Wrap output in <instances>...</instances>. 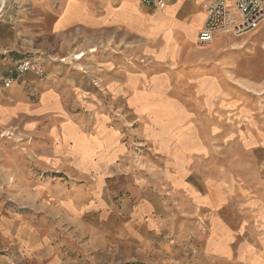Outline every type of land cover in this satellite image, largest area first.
<instances>
[{
  "label": "crops",
  "instance_id": "crops-1",
  "mask_svg": "<svg viewBox=\"0 0 264 264\" xmlns=\"http://www.w3.org/2000/svg\"><path fill=\"white\" fill-rule=\"evenodd\" d=\"M209 1L172 0L160 10L138 0H9L8 18L0 23V129H19L20 135L34 138V164L47 175H60L56 180H65H39L40 192L50 191L61 200L67 195L75 200L103 196L107 184L123 175L133 150H139L135 145L150 143L168 168L163 176L170 184L168 199H179L173 209L181 217L157 215L161 204L151 199L143 177H135V190L143 197L137 212L150 217L153 231L177 232L190 248L184 261L170 256L162 264H264L263 106L254 105L256 111L249 107L240 84L238 93H231L217 76L214 87L203 84L206 75L197 67L202 58L197 38L207 22L204 5ZM78 34L123 40L128 56L124 69L135 61L142 70H114L100 80L102 92L72 79L62 63L52 71L45 65L44 79L32 71L17 78L19 62L41 64L45 51L74 41ZM5 78L16 81L4 88ZM187 79L195 84L168 88L170 82ZM203 110L225 117L238 113L247 127L237 137L238 147L243 156L254 158L255 164L247 168L257 176L205 178L204 185L184 180L187 161H201L211 150L201 135ZM139 120V131L133 130ZM217 125L215 119L209 127ZM215 138L210 136V141ZM66 183L71 190L63 189ZM39 252L53 264H65L68 258L66 250L52 245H41Z\"/></svg>",
  "mask_w": 264,
  "mask_h": 264
},
{
  "label": "rangeland",
  "instance_id": "rangeland-1",
  "mask_svg": "<svg viewBox=\"0 0 264 264\" xmlns=\"http://www.w3.org/2000/svg\"><path fill=\"white\" fill-rule=\"evenodd\" d=\"M6 7L0 23L8 18ZM263 40L264 29L240 38L219 36L208 48L200 49L202 58L197 67L206 75L203 84L210 83L214 87L212 79L217 76L231 93H238L240 84L241 90L246 89L249 107L256 111L257 105L263 106L264 112ZM234 44L240 46L235 48ZM243 45L244 49L239 50ZM123 47V40L87 38L78 34L74 41L56 43L45 51L41 55V65H47L52 71L55 64L62 63L69 67L66 71L72 79L79 78L102 92L105 88L100 80L114 70L121 72L123 69L124 74L142 70L141 63L135 61L124 69V58L128 56ZM109 62L114 67L107 64ZM107 66H111L110 69H105ZM191 83L195 84L189 79L181 84L170 82L168 88L173 86L177 90L181 85L187 89ZM232 112L227 117L219 111L200 112L201 135L211 150L199 159L201 161H187L186 182L204 185L205 178L228 180L230 176H257L247 168L255 164L254 158L243 156L238 147L237 137L247 127L241 125L238 113ZM215 119L217 127L210 128ZM140 120L132 125L133 130L139 131ZM18 130L0 129V264H53L48 256L41 259L45 257L39 252L41 245L66 250L65 264H162V261H170V256L182 261L189 256L190 248L182 235L177 232L170 235L167 229L153 231L150 217L145 218L137 212L136 207L143 197L135 190V177H143L152 193L151 199L161 204L157 215L181 217L180 211L173 209L179 199H168L170 184L163 177L168 168L150 143L141 141L143 144L135 145L139 150H133L131 162L122 170L123 175L107 184L108 192L103 196L75 200L67 195L61 200L50 191L41 194L39 180L53 178L58 183H65V180L58 181L56 178L60 175H47L39 170L30 153L34 138L20 135ZM210 136L216 138L210 141ZM197 172H204V175H197ZM64 188L71 190L72 185L66 183ZM164 254L168 258L160 260Z\"/></svg>",
  "mask_w": 264,
  "mask_h": 264
},
{
  "label": "built area",
  "instance_id": "built-area-1",
  "mask_svg": "<svg viewBox=\"0 0 264 264\" xmlns=\"http://www.w3.org/2000/svg\"><path fill=\"white\" fill-rule=\"evenodd\" d=\"M142 4L155 9L164 10L172 0H138ZM8 0H0V21ZM207 15L205 27L199 32L197 46L208 48L219 36L234 35L244 37L246 34L261 31L264 27V0H213L205 3ZM264 49V40L261 42ZM29 71L35 72L40 79H44L47 71L44 67L32 60L21 61L17 64L15 72L17 78ZM16 79H3L4 88H10Z\"/></svg>",
  "mask_w": 264,
  "mask_h": 264
}]
</instances>
